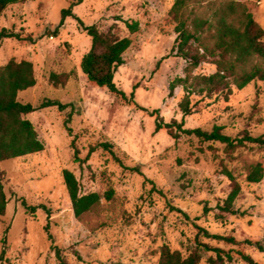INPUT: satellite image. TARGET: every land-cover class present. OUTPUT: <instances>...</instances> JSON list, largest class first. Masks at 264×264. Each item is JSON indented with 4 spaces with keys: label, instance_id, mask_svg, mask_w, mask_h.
Wrapping results in <instances>:
<instances>
[{
    "label": "rangeland",
    "instance_id": "1",
    "mask_svg": "<svg viewBox=\"0 0 264 264\" xmlns=\"http://www.w3.org/2000/svg\"><path fill=\"white\" fill-rule=\"evenodd\" d=\"M78 1L28 0L10 6L0 20V31L17 35L0 42V68L11 60L34 65L37 85L18 100L34 107L46 101L67 105L64 111L45 108L26 117L45 145L43 152L0 164L8 200L0 217V264H59L52 246L67 264H159L164 246L184 257L199 249L202 264H247L243 255L264 264V179L247 180L258 165L264 174V147L231 150L183 134L175 139L166 129L172 122L208 132L217 126L232 139L245 133L264 139V83L243 90L233 86L228 99L193 97V114L184 117L183 87L169 96L170 84L184 78L187 67L172 54L177 35L170 11L176 0H83L73 13L86 26L132 40L115 75L126 98L113 94L82 72L92 43L77 20L67 18L56 34L62 12ZM228 1L191 0L189 7L209 18ZM240 2L264 29V0ZM134 23L139 29L132 34L128 26ZM52 73L70 74L68 85L55 88ZM214 73L208 63L196 71ZM157 118L163 125L158 132ZM103 143L112 144V152L100 148ZM66 170L76 176L82 194L113 190L114 198L77 219ZM225 171L242 188L235 215L220 210L232 191ZM22 200L37 212L28 213ZM203 230L234 242L209 239Z\"/></svg>",
    "mask_w": 264,
    "mask_h": 264
},
{
    "label": "trees",
    "instance_id": "2",
    "mask_svg": "<svg viewBox=\"0 0 264 264\" xmlns=\"http://www.w3.org/2000/svg\"><path fill=\"white\" fill-rule=\"evenodd\" d=\"M28 0H0V20L3 13L14 5L26 3ZM83 0L72 3L69 9L62 12L61 22L56 31L64 26L67 18L77 20L81 29L91 38V49L83 57L81 69L88 80L100 88H106L113 94L126 98L124 92L118 89L115 75L118 69L125 65L124 55L131 48L132 40L128 37L118 38L112 31L102 33L96 26H86L76 17L73 10L82 4ZM191 0H176L170 17L176 24V40L172 54L182 58L187 63L185 77L177 78L170 84L169 96L172 97L178 87H183L185 96L180 104L184 117L193 114V97L212 98L215 95H225L226 99L232 94V87L243 90L251 83L259 81L264 83V29L255 21L240 0H229L217 8L209 18L197 16L190 10ZM130 33L134 34L139 29V24L128 26ZM17 38V35L7 29L0 31V42ZM212 64L216 73L196 75L202 64ZM71 79L70 74L50 75V83L57 89L65 88ZM37 85L34 65L29 61L11 60L0 68V164L5 161L16 160L30 155L41 153L45 150L44 143L40 140L34 124L26 117L45 108H58L60 111L67 109V105L59 101H46L40 107L32 104H23L18 100L21 92L33 89ZM159 111L152 113L158 115ZM70 118L66 121L69 123ZM160 119L157 118L156 131L163 129ZM173 138L180 134L195 137L203 142L220 143L231 150L245 148L249 145L264 147L263 138H255L245 133L240 139H232L223 133L222 127H214L211 132L202 129H184V124L172 122L166 125ZM70 131V129H68ZM100 148L112 152L113 145L103 143ZM78 160V151H75ZM232 182V191L223 207L222 213L235 215L234 205L242 192L241 185L236 181L230 171H225ZM64 182L71 200L75 217L80 219L91 212L103 199L111 201L114 198L113 190L103 195L91 193L84 195L76 176L71 171H64ZM264 179L263 169L256 166L248 176V182L258 184ZM8 206L4 185L0 179V217L6 215ZM22 206L30 214H35L37 207L29 206L22 200ZM49 212V211H48ZM49 214V213H48ZM220 218H223L220 216ZM48 239L53 240L49 233V225L45 227ZM204 234L215 241L233 243L234 239L220 235H212L203 230ZM205 248H210L204 245ZM261 248V247H260ZM59 264H67L61 250L52 246ZM220 254V249H209ZM4 255V253L2 254ZM218 258H221L218 255ZM247 264H258L250 256L243 255ZM216 264V261H211ZM159 264H202V256L196 249L189 256L184 257L180 252L173 251L169 246L161 249Z\"/></svg>",
    "mask_w": 264,
    "mask_h": 264
}]
</instances>
